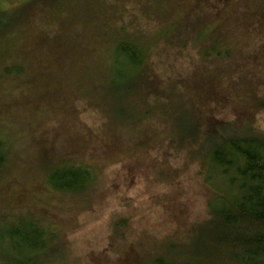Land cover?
I'll use <instances>...</instances> for the list:
<instances>
[{"label":"rangeland","instance_id":"obj_1","mask_svg":"<svg viewBox=\"0 0 264 264\" xmlns=\"http://www.w3.org/2000/svg\"><path fill=\"white\" fill-rule=\"evenodd\" d=\"M0 12V226L51 228L49 264L184 260L215 194L175 116L198 115L204 137L229 122L264 135V0H0ZM121 38L145 45L142 67L116 62ZM124 69L140 76L126 112L144 120L112 115ZM69 164L95 173L83 195L48 182Z\"/></svg>","mask_w":264,"mask_h":264},{"label":"trees","instance_id":"obj_2","mask_svg":"<svg viewBox=\"0 0 264 264\" xmlns=\"http://www.w3.org/2000/svg\"><path fill=\"white\" fill-rule=\"evenodd\" d=\"M2 26L0 20V38ZM144 47L140 42L121 38L116 62L129 68L142 67L147 60ZM117 72L128 79L113 86L117 103L112 115L118 120H144L145 115H128L123 104L125 97L132 94L139 74L125 69ZM186 112L177 113L175 123L184 140L199 141L195 153L204 164L201 174L205 185L215 194L208 204L211 221L188 244L184 260L159 255L150 257V263L264 264V135L250 124L238 126L229 122L208 127L203 132L209 133L200 136L198 115ZM8 157V143L0 138V172ZM94 180L90 167L69 164L51 170L48 182L55 190L83 195ZM56 237L51 228L29 217L0 226V264H49L59 253ZM168 248L173 251L177 246L169 244Z\"/></svg>","mask_w":264,"mask_h":264}]
</instances>
